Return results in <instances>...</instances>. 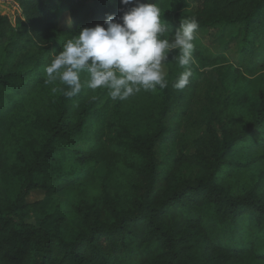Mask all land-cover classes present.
<instances>
[{
	"label": "trees",
	"instance_id": "trees-1",
	"mask_svg": "<svg viewBox=\"0 0 264 264\" xmlns=\"http://www.w3.org/2000/svg\"><path fill=\"white\" fill-rule=\"evenodd\" d=\"M17 2L0 1V264H264V0H154L172 32L195 18L238 28L237 44L195 46L183 90L172 50L167 87L124 101L67 98L45 69L132 5ZM198 123L195 150H178Z\"/></svg>",
	"mask_w": 264,
	"mask_h": 264
},
{
	"label": "clouds",
	"instance_id": "clouds-1",
	"mask_svg": "<svg viewBox=\"0 0 264 264\" xmlns=\"http://www.w3.org/2000/svg\"><path fill=\"white\" fill-rule=\"evenodd\" d=\"M120 2L132 6L119 18L109 13L103 24L81 28L46 67V82L55 84L59 80L66 86L59 91L67 98L78 95L85 87L93 91L107 89L113 101L127 100L141 90L165 88L168 81L163 65L168 54L177 49L179 65L186 70L174 87L183 90L189 85L198 21L183 20L172 32L154 0ZM82 73H87V80H82ZM57 90L52 88L53 92Z\"/></svg>",
	"mask_w": 264,
	"mask_h": 264
},
{
	"label": "rangeland",
	"instance_id": "rangeland-1",
	"mask_svg": "<svg viewBox=\"0 0 264 264\" xmlns=\"http://www.w3.org/2000/svg\"><path fill=\"white\" fill-rule=\"evenodd\" d=\"M0 1L4 3L6 7L11 8L14 12L20 13L22 11L17 0H0ZM238 34H239V29L233 27L232 25L216 26L211 30L201 29L199 31H196V37L193 43L195 46H197V45L205 44L208 42V40L215 38L211 50L212 52H220L226 50L228 43L232 47L236 46L237 40L235 39V37L239 36ZM177 52L171 51V53H177ZM3 57H4V51L3 49L0 48V61L3 59ZM194 61H195V56L193 54L192 63ZM177 62H178V56L176 54H172V55L168 54V60L163 65V69L165 73L167 74L170 66L171 65L174 66ZM215 74L216 72L210 78L212 82L214 80L213 76ZM205 127H206L205 123H198L193 128H191L188 136V141H185L182 145H180L178 150L183 149L185 153L194 151L195 147L193 141L197 136L204 133ZM108 136H109V129L107 126V128L103 129L102 132L100 133V137H102L103 140H105ZM170 152H171V146H164V145L159 146L157 156L159 159L165 160L167 156L170 154ZM188 168H192V167L186 166L180 173L181 176H185L189 174ZM60 199L65 200V195L62 194L60 196Z\"/></svg>",
	"mask_w": 264,
	"mask_h": 264
}]
</instances>
